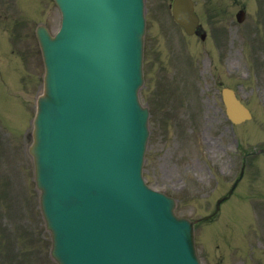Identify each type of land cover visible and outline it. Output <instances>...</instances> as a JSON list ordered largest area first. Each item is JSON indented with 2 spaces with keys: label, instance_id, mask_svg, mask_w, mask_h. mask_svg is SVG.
<instances>
[{
  "label": "rangeland",
  "instance_id": "rangeland-1",
  "mask_svg": "<svg viewBox=\"0 0 264 264\" xmlns=\"http://www.w3.org/2000/svg\"><path fill=\"white\" fill-rule=\"evenodd\" d=\"M5 1L1 2L4 10L17 16L21 0L18 3L15 0L14 7L12 1ZM195 1L206 33L203 41L187 37L174 23L162 0H146L149 25L145 36V80L139 93L143 103L152 105L153 102L144 178L150 186L174 197L176 212L192 220L210 213L215 201L226 194L239 173L242 156L234 151V132L239 144L249 146L247 143L257 141L256 148H264V0ZM39 2L50 17V29L54 30L59 18L57 10ZM29 5V0L23 3L24 8ZM241 6H245L246 17L244 23L238 24L234 13ZM33 24L25 26L20 33L22 37L14 38L13 46L19 42L13 48L25 53L28 60L33 61V72L41 74L42 64L31 34ZM251 40L256 41L252 48L248 44ZM6 49L7 42L1 50ZM163 55L166 60L175 59L168 63L161 60ZM157 67L159 72L154 74ZM181 72L182 78H179ZM10 83L8 80L9 92L18 88ZM221 83L231 84L253 113V120L237 125L234 132L221 104ZM38 87L39 84H35L31 90L29 115L34 111L32 97L38 93ZM170 88L177 89V93L169 94ZM28 114H23L20 100L0 88V118L7 126L0 127L3 137L0 143V264H30L32 261L40 264L43 257L46 264H54L48 256L50 237L37 207L31 180L32 162L26 152L29 139H25L28 134L24 129L28 126V131L30 126ZM14 128L19 135L12 131ZM249 147L246 152L250 157L253 148ZM252 160L254 166L248 171L245 167V174L258 178L253 183L257 190L264 186V155L249 158V163ZM255 164L263 168L257 171ZM6 178L9 194L3 203L1 185ZM21 178L27 188L29 213L23 192L11 188L10 184L12 180L23 186ZM248 181L251 184V180ZM239 187L243 189V185ZM243 191L250 194L242 198L234 195L226 205H221L220 216L211 225H206L210 221L195 225L200 264H264V189L255 195H251L253 187L251 192ZM22 218L27 224L25 229ZM33 222L39 249L28 246L25 237ZM10 233H19V246L14 254L2 255L7 251Z\"/></svg>",
  "mask_w": 264,
  "mask_h": 264
},
{
  "label": "water",
  "instance_id": "water-1",
  "mask_svg": "<svg viewBox=\"0 0 264 264\" xmlns=\"http://www.w3.org/2000/svg\"><path fill=\"white\" fill-rule=\"evenodd\" d=\"M56 2L66 5L65 29L71 31L66 40L53 41L44 29L37 32L43 51L54 44L63 62L46 64L31 153L42 212L53 235L59 232L69 254L66 264H198L192 223L174 214L171 197L142 180L148 135L147 111L136 96L142 82V32L128 23L129 4ZM104 6H111L108 13ZM87 9L107 14L108 22L83 18ZM173 13L188 33L193 31L197 18L190 0H174ZM139 22L140 16L137 28ZM78 26L85 27L86 36L97 31L101 53H92L87 44L71 51ZM100 39L111 44L107 52ZM229 93L225 101L234 121L249 117Z\"/></svg>",
  "mask_w": 264,
  "mask_h": 264
}]
</instances>
